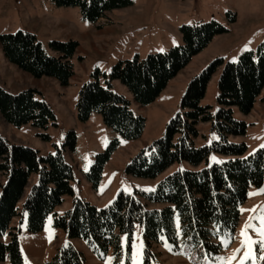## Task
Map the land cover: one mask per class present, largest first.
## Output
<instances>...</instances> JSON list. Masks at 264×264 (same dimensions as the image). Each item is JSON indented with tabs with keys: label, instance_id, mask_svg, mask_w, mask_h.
Returning <instances> with one entry per match:
<instances>
[{
	"label": "trees",
	"instance_id": "obj_1",
	"mask_svg": "<svg viewBox=\"0 0 264 264\" xmlns=\"http://www.w3.org/2000/svg\"><path fill=\"white\" fill-rule=\"evenodd\" d=\"M59 1L79 4L83 16L91 21H98L109 10L130 2ZM225 30L215 20L184 25V44L167 52L149 54L144 59L136 57L120 61L110 74L103 75L111 80H121L132 91L136 102L148 104L196 53ZM0 42L6 58L35 77L54 76L62 84H68L74 75L71 57L77 49V41H54L52 45L60 53L57 56L48 54L35 34L23 30L2 34ZM220 63L219 60L213 62L191 80L182 99L183 111L169 121L162 137L142 148L132 158L126 170L134 176L154 178L175 162L188 161L198 166L207 161L212 152L231 157L201 169L177 170L163 178L152 192H121L111 205L104 208L75 197L71 209L62 214L56 212L64 196L74 194L71 184L73 168L65 161L61 149L56 154L41 155L31 146L11 144L0 135V172L7 175L0 193V238L6 234L10 236L8 242L0 239V261L9 256L12 264H25L17 227L12 226L13 219L22 214V208L28 213L30 232L42 230L48 216L53 214L54 226L64 228L70 238L85 239L96 249L104 251L113 248L116 255L122 249L121 234L128 233L131 237L135 224L139 222L146 241L145 264H151L150 248L162 237L175 246L188 244L209 258L218 254L222 249L219 238L234 232L239 224L240 206L247 200L250 187L264 185V147L245 156V143L228 140L229 135L244 134L247 130L246 121L235 118L234 107L244 113L250 112L264 88V44L225 65L219 79L220 108L213 113L211 106L202 105L201 100ZM101 74L97 69L92 75L94 79L82 86L77 102L79 120L86 121L93 112H99L106 125L124 139L139 138L146 118L135 114L130 101L111 89L110 79H106L108 86L102 85ZM38 93L37 89L28 88L13 94L0 85L2 118L18 126L31 123L47 129L55 125L53 109L46 101L37 98ZM209 120L220 140L197 147L194 145V139L199 134L197 124ZM75 138L76 135L71 132L68 143L74 146ZM117 143L118 139L112 145ZM110 151L111 147L104 154H98L92 166L89 178L95 186L101 179ZM34 173H39V180L32 185L20 207L19 202ZM46 264L87 263L84 253L70 243L60 247Z\"/></svg>",
	"mask_w": 264,
	"mask_h": 264
},
{
	"label": "rangeland",
	"instance_id": "obj_2",
	"mask_svg": "<svg viewBox=\"0 0 264 264\" xmlns=\"http://www.w3.org/2000/svg\"><path fill=\"white\" fill-rule=\"evenodd\" d=\"M129 1L124 6L109 10L98 21H91L83 16L79 4H66L59 0H0V36L19 30L30 32L37 36L46 52L53 56L60 54L52 45L54 41L78 42L71 57L74 75L68 84H62L54 76L35 77L22 70L6 58L0 42V85L13 94L28 88L37 89L40 92L37 98L51 106L57 122L47 129L35 127L31 123L18 126L6 122L0 114V135L11 144L31 146L39 150L41 155L56 154L61 149L65 161L73 168L71 184L74 194L65 195L63 202L56 207V212L60 214L73 207L75 197L104 208L111 205L121 192H152L163 178L177 170L201 169L231 157L212 152L208 160L198 166L188 161L175 162L154 178L134 176L126 170L132 158L142 148L162 137L169 121L183 111L182 99L191 80L218 60L221 63L207 85L201 104L211 106L213 113L219 110V79L225 65L237 61L244 52L256 51L264 44V0ZM213 20L221 23L226 30L215 35L205 48L196 53L168 81L154 101L140 104L121 80L104 77L103 73L110 74L120 61L136 57L144 59L149 54L167 52L184 44L182 26ZM97 69L102 72V85L108 86L106 79H110L111 89L130 101L135 114L146 118L144 131L139 138L124 139L106 125L99 112H93L86 121L79 120L77 102L80 91L85 83L94 79L92 75ZM234 116L246 121L247 130L244 134L229 135L228 140L245 143V156L264 146V88L250 112L244 113L235 106ZM212 125L211 120L198 122L199 134L194 139L195 146L210 145L220 140V135ZM71 132L76 135L74 146L68 143ZM117 139L118 143L112 145ZM110 147L101 179L95 186L89 173L97 155L104 154ZM38 180L39 173H34L19 202L20 207ZM6 181L7 175L0 172V193ZM262 189L264 185L250 187L247 200L240 206L241 217L237 228L219 238L222 249L213 258L188 244L175 246L162 237L160 242L150 248L151 264H241L240 258L247 251L246 247H242L244 237L241 235L245 225H253L248 228V234L255 240L260 239L259 229L262 224L258 217L264 214ZM142 201L146 202L144 198ZM12 226L17 227L25 264H46L60 247L70 243L84 253L87 264H128V261L132 264L131 245L142 243L145 264L146 241L144 229L139 222L135 224L131 237L128 233L121 234L122 249L119 255H116L113 248L104 251L96 249L85 239L70 238L64 228L54 226L53 214L48 216L42 230L30 232L28 213L22 208V214L13 219ZM0 239L8 242L10 236L6 234ZM237 249L240 251L237 252ZM233 255L236 259L229 260ZM221 256L223 260L219 259ZM0 264H12L10 257L0 261ZM244 264H264V260L245 261Z\"/></svg>",
	"mask_w": 264,
	"mask_h": 264
},
{
	"label": "snow or ice",
	"instance_id": "obj_3",
	"mask_svg": "<svg viewBox=\"0 0 264 264\" xmlns=\"http://www.w3.org/2000/svg\"><path fill=\"white\" fill-rule=\"evenodd\" d=\"M264 147V146H262ZM215 159V158H213ZM264 191V189H262ZM261 221L262 227L259 229L260 239L255 240L248 234V228L254 227L253 225L246 224L245 227L241 231V235L244 237L242 241V247H246L247 251L244 252L243 256L240 258L241 264H244L245 261L254 262L257 259L264 260V214L258 217ZM127 240V238H126ZM167 246V245H165ZM256 246V247H254ZM133 251L130 254V259L132 260V264H143V244L137 245L133 243L131 245ZM237 252L240 249L236 250ZM257 251H259V255L257 256ZM111 258H109L110 260ZM220 260H223L224 257H219ZM236 259V256L233 255L229 258V260Z\"/></svg>",
	"mask_w": 264,
	"mask_h": 264
}]
</instances>
